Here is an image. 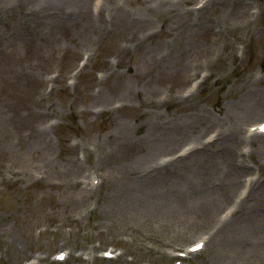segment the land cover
<instances>
[{
  "label": "rangeland",
  "instance_id": "374dc122",
  "mask_svg": "<svg viewBox=\"0 0 264 264\" xmlns=\"http://www.w3.org/2000/svg\"><path fill=\"white\" fill-rule=\"evenodd\" d=\"M96 2L0 0V264H264V0Z\"/></svg>",
  "mask_w": 264,
  "mask_h": 264
},
{
  "label": "bare ground",
  "instance_id": "6f19581e",
  "mask_svg": "<svg viewBox=\"0 0 264 264\" xmlns=\"http://www.w3.org/2000/svg\"><path fill=\"white\" fill-rule=\"evenodd\" d=\"M233 145H234V142H233Z\"/></svg>",
  "mask_w": 264,
  "mask_h": 264
}]
</instances>
